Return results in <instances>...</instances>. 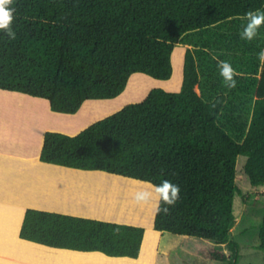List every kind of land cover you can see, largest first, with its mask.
Returning <instances> with one entry per match:
<instances>
[{
    "label": "trees",
    "instance_id": "trees-1",
    "mask_svg": "<svg viewBox=\"0 0 264 264\" xmlns=\"http://www.w3.org/2000/svg\"><path fill=\"white\" fill-rule=\"evenodd\" d=\"M16 38L0 31V90L48 101L54 113L75 115L87 101L114 100L131 77L159 81L173 75L175 46L191 33L264 11V0H14ZM264 50V40L258 46ZM199 56L188 48L179 93L150 91L77 135L47 132L40 159L85 172L181 189L157 232L230 246L213 261L236 262L230 239L236 220L237 162L247 158L251 187H264V66L255 82L251 121L239 141L221 127L225 94L205 100ZM213 104L216 106L213 107ZM221 125V126H220ZM145 228L28 209L20 238L54 249L138 259ZM264 251V219L260 244Z\"/></svg>",
    "mask_w": 264,
    "mask_h": 264
},
{
    "label": "rangeland",
    "instance_id": "rangeland-1",
    "mask_svg": "<svg viewBox=\"0 0 264 264\" xmlns=\"http://www.w3.org/2000/svg\"><path fill=\"white\" fill-rule=\"evenodd\" d=\"M245 23V19L237 18L188 34L182 42L175 46L172 57L174 71L170 80L159 81L143 74H135L120 97L114 100L87 101L75 115L54 113L50 110L48 101L28 96H25L26 100L16 95L10 98L0 97V104L31 103L35 106V112L33 111L30 120L35 122L36 128L52 127L54 129L52 132L71 135L78 129H86L93 123L108 117V113L115 111L117 107L127 105L126 103L130 101L128 105L143 102L154 89L179 93L183 83L185 52L188 48H193L199 56L202 97L205 100H212L219 94L227 96V109L223 113L220 121L222 126H220L230 137L239 141L241 129L249 125L253 114L255 82L259 78L261 68L257 58L260 52L258 46L264 40V27L260 29V34L253 41L248 42L241 39ZM213 56L217 59H213ZM219 60L228 61L238 72L242 73L236 78V88L228 89L224 86L217 67ZM7 110H13V107L10 106ZM6 114L10 116L7 117ZM11 114L15 112H1L0 118H11ZM39 117L42 118L40 122L36 121ZM16 118L20 119L18 114ZM246 162V157L238 158L237 184L241 189V194H237L234 201L236 220L231 228L230 239L239 244V249L236 262L231 261L230 264H264V251L257 249L260 244V225L264 219V187L258 189L251 187V180L245 173ZM70 173L72 175H68V180L73 185L70 190L75 199L70 197L68 213L89 218L106 216L105 206L107 201L112 199L113 220L138 221L143 219L145 223L149 221L148 225L153 223L152 216L155 214L153 207L139 206L132 199L133 190L139 186L138 181L134 183V180L127 178V181L125 177H116L117 175L101 171ZM159 236L162 238L157 248L158 252H155L154 264H224L213 261L210 257L211 251H221L228 256L232 254L231 247L226 245L216 246L209 241L204 242L201 239L169 233ZM147 249L146 245L140 264L149 261Z\"/></svg>",
    "mask_w": 264,
    "mask_h": 264
},
{
    "label": "crops",
    "instance_id": "crops-1",
    "mask_svg": "<svg viewBox=\"0 0 264 264\" xmlns=\"http://www.w3.org/2000/svg\"><path fill=\"white\" fill-rule=\"evenodd\" d=\"M0 93L2 98L16 95L26 100V95L1 90ZM127 105L117 107L111 113L114 114ZM10 106L13 110H7ZM0 107V113L15 112L11 114V118H0V264H140L146 245L149 261L143 264H154L155 252H158L157 248L162 238L159 235H163L153 229L156 213L152 216L153 223L150 225H148L149 221L145 223L143 219L113 220L112 199H109L105 206L106 216L91 219L144 227L145 238L138 259L108 257L100 252L83 253L54 249L20 238L21 227L28 209L73 215L68 213L69 199L70 197L75 199L70 190L73 185L69 183L68 175H72L70 172L74 173L77 169L41 161L44 136L54 129L36 128L35 122L30 120L33 111L35 112L33 104L5 103L0 104ZM17 114L20 119L16 118ZM110 114L108 113L107 116ZM6 116L10 115L6 114ZM40 120L42 118L39 117L36 121L40 122ZM39 122L37 123L40 124ZM82 130L84 128L78 129L71 136L77 135ZM107 189L112 190L109 187ZM76 199L78 200L77 196Z\"/></svg>",
    "mask_w": 264,
    "mask_h": 264
},
{
    "label": "clouds",
    "instance_id": "clouds-1",
    "mask_svg": "<svg viewBox=\"0 0 264 264\" xmlns=\"http://www.w3.org/2000/svg\"><path fill=\"white\" fill-rule=\"evenodd\" d=\"M14 0H0V31H3L10 39H15L16 34L12 28L15 19ZM246 20L241 32V39L251 42L258 37L260 29L264 27V11L254 10L244 14ZM258 61L264 66V50L257 54ZM213 59L217 57L213 56ZM217 67L223 84L228 89L237 86L238 72L231 63L219 60ZM216 105L213 104V107ZM139 185L133 190L132 199L139 206H151L156 214L167 215L180 199V187L169 180H163L160 184H152L150 181H138Z\"/></svg>",
    "mask_w": 264,
    "mask_h": 264
},
{
    "label": "bare ground",
    "instance_id": "bare-ground-1",
    "mask_svg": "<svg viewBox=\"0 0 264 264\" xmlns=\"http://www.w3.org/2000/svg\"><path fill=\"white\" fill-rule=\"evenodd\" d=\"M55 173H56V172H55ZM85 178L87 179V177H85ZM91 178H92V177H91ZM91 178H90V179H91ZM79 179H80V178H79ZM79 179H78V180H79ZM92 179H94V178H92ZM84 180H85V179H84ZM84 180H82V181H84ZM126 180H127V179H126ZM87 181H88V180H87ZM87 181H86V182H87ZM93 181H94V180H93ZM127 181H128V180H127ZM91 183H93V182L91 181ZM121 183H122V182H121ZM124 183H125V182H124ZM134 183H135V181H134ZM82 184L84 185V183H82ZM86 184H87V183H86ZM127 184L129 185V182H127ZM132 184H133V183H131V185H132ZM91 185H92V184H91ZM134 185H136V184H134ZM94 186H95V185H94ZM114 186H117V185L114 184ZM124 186H126V185H124ZM96 187H97V186H96ZM126 187H128V186H126ZM130 187H131V186H130ZM117 189H119V188H117ZM125 190H126V189H125ZM108 205H109V204H108ZM64 263H65V262H64Z\"/></svg>",
    "mask_w": 264,
    "mask_h": 264
}]
</instances>
